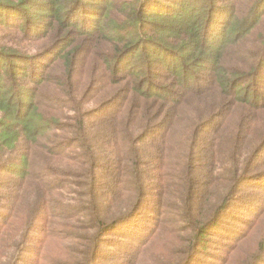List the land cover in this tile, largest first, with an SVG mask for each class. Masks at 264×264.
I'll return each mask as SVG.
<instances>
[{
	"label": "trees",
	"instance_id": "obj_1",
	"mask_svg": "<svg viewBox=\"0 0 264 264\" xmlns=\"http://www.w3.org/2000/svg\"><path fill=\"white\" fill-rule=\"evenodd\" d=\"M38 1L0 0V264H232L264 221V0Z\"/></svg>",
	"mask_w": 264,
	"mask_h": 264
},
{
	"label": "rangeland",
	"instance_id": "obj_2",
	"mask_svg": "<svg viewBox=\"0 0 264 264\" xmlns=\"http://www.w3.org/2000/svg\"><path fill=\"white\" fill-rule=\"evenodd\" d=\"M15 1L14 3H19V0H12ZM23 1V3L26 5V8H24L23 10H18V9H13L12 11H29V13H32L31 11H34L35 9V5H37L39 3V5H41L42 1H38V0H20ZM244 2V1H243ZM243 2H241V7ZM89 8V6H85V8ZM93 11H95V9H92ZM5 11V10H4ZM38 11V10H36ZM31 15V14H30ZM0 20H3V18L0 16ZM99 23V20L95 19V24ZM23 28L25 26H22ZM13 35L6 33L4 34L2 31H0V43L2 45H5L7 43V45H9L10 47H12L14 50L17 49L18 45H19V39H17V37L13 40V41H9L11 39ZM39 164L42 166V158L41 156L38 155L37 157ZM38 168H40L38 166ZM63 168V167H61ZM250 190H246V193H248ZM253 197L255 198H262V195L260 194H255ZM255 205H251L253 208L257 209L256 212L257 214H260L262 212L261 209H259V206L256 202H254ZM237 207H234L232 212L229 214V216H226V218L223 219V221H225V223H229V221H231L232 217L235 216V211H236ZM253 217H251L252 219ZM247 219V218H245ZM249 219V218H248ZM259 225V226H258ZM244 226V225H243ZM242 226V227H243ZM258 226V228H256ZM245 229V227H243V230ZM264 241V221L261 222V224H256L254 230L252 231V236L251 238L245 243L244 247L242 249H240L239 253L237 254V256L233 259L232 264H239V260L240 258L244 255V254H249L253 251V249L261 242ZM47 250L50 251L51 253H55L58 252L59 250H63L57 243H55L54 241L47 246ZM217 250H213L210 249L205 256L201 257V259H210L209 257V253L211 252H216ZM196 262V261H195ZM194 262V263H195ZM193 263V264H194ZM41 264H48L46 262H41Z\"/></svg>",
	"mask_w": 264,
	"mask_h": 264
}]
</instances>
